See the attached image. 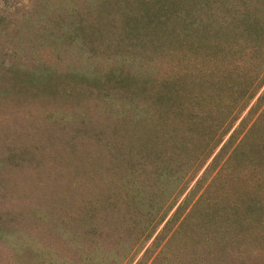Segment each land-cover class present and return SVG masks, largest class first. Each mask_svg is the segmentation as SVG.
<instances>
[{
  "label": "rangeland",
  "instance_id": "obj_1",
  "mask_svg": "<svg viewBox=\"0 0 264 264\" xmlns=\"http://www.w3.org/2000/svg\"><path fill=\"white\" fill-rule=\"evenodd\" d=\"M255 15L264 0H0V264H264ZM15 65L55 87L23 91Z\"/></svg>",
  "mask_w": 264,
  "mask_h": 264
},
{
  "label": "trees",
  "instance_id": "obj_2",
  "mask_svg": "<svg viewBox=\"0 0 264 264\" xmlns=\"http://www.w3.org/2000/svg\"><path fill=\"white\" fill-rule=\"evenodd\" d=\"M129 14L131 15V12H129ZM240 25H243V26H247L246 28H255V29H259V30H264V21H262L259 17H257L255 15L254 18H251L250 20H248L246 17H244L241 21H240ZM242 26V27H243ZM227 32V31H225ZM231 33L236 36L239 35V33L237 31H234L232 30ZM196 35V34H195ZM210 37H214L211 33L209 34L208 37L206 38H201V37H198V35L196 36V41L198 42V45L199 46H203V45H207L209 46L210 48H213V49H216L217 51L219 50V46L218 44H215V45H210V44H206L208 43V39ZM264 49V48H262ZM9 54H10V51H9ZM21 71L19 68H17V66L15 65V74H14V78L15 80L17 81V83H19L21 89L23 91H26L27 89V82H30L31 85H34V87L36 88V90L39 92H48L49 90L53 89L55 87V84H54V81L51 80L49 81V79H46L44 75H40L36 72H31L32 74L30 75V77L28 78V80H25L24 78L23 79H20L19 76L21 74ZM253 81V80H252ZM252 81L249 82L248 85H246L244 88L238 86V94L241 95V94H246L248 92V90L250 89L249 87L251 86L252 84ZM224 98H226L228 100V103L227 104H232L233 103V99L231 96L229 95H226L224 96ZM261 99V96L260 98ZM225 106H227L225 104ZM235 108V105H233V109ZM231 113V112H230ZM217 128H220L219 126H217ZM212 167L211 166H208L205 171L203 172V174L199 177V183L202 182L206 177V174L210 171ZM248 213V212H247ZM226 216H228V220L231 222L233 221L234 224H236L235 226H244V230L243 229H240V230H243V235L244 237L246 236V233H247V230H251L252 227H254L253 225V222L251 220H247L248 218H245L244 220L242 219L243 216L241 215H238V214H231L230 212L226 213ZM263 222H264V219L262 218ZM238 233V232H236Z\"/></svg>",
  "mask_w": 264,
  "mask_h": 264
}]
</instances>
